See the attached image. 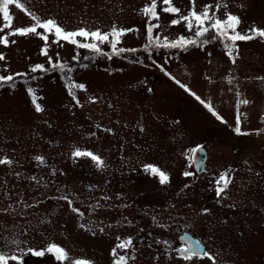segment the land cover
Here are the masks:
<instances>
[{
	"label": "rangeland",
	"instance_id": "1",
	"mask_svg": "<svg viewBox=\"0 0 264 264\" xmlns=\"http://www.w3.org/2000/svg\"><path fill=\"white\" fill-rule=\"evenodd\" d=\"M19 2L24 5L23 9L9 6L13 18L10 27L5 26L7 22L0 14V36H9L8 46L0 44V53L5 56V60L0 61L2 75L26 72L36 63L48 66L47 58L41 54L44 42L40 38L9 35L16 28L33 23L28 12L42 18H54L66 30L86 27L108 31L113 25L139 29V32L124 36L120 47L142 48L146 42L147 17L141 9L150 0ZM216 2L198 0L197 7ZM222 2L229 5L227 11L241 18L239 30L245 31L253 24L264 27V0ZM174 4L182 10L190 6L189 0H174ZM158 12L164 27L155 30V34L172 39L181 34L191 35L183 24L168 26L170 19L175 17L163 13L159 5ZM223 12L222 9L221 16ZM53 39L49 37V55L55 60V53L59 52L60 58L74 67L73 79L87 86V92L77 90V97L84 106H74L59 71L38 72L28 78L16 77L15 89L8 85L0 87V157L6 154L15 161L13 169L0 166V210L12 205L8 213L0 211V232L7 229L19 233L23 228L27 230L23 240L37 249L56 242L73 257L90 258L96 264L110 262V249L116 245V238H127L132 223H138L137 216L133 215L136 209L130 213L119 211L117 237L98 231L93 237L89 231L80 229L79 224L84 222L94 227V224L98 226L104 222L88 216L81 221L66 201L55 197L68 194L74 199V206L87 213L83 202L110 196V189L101 192L99 185L94 187L89 183L98 177L85 178L87 175L79 168V162L93 167L90 158H74L71 153L79 147L96 154L99 149L97 139L101 134L109 133L103 129L114 127L119 130L123 126V130L116 132H121L129 140L124 144L117 142L116 148L120 154H130L131 159L119 164L120 170H126L127 165L142 168L148 160L168 166L179 157L180 165H184L187 151L195 144L205 143L210 155L209 165L219 169L229 164L233 182L226 194H222L223 199L215 196L214 189L205 183L192 186L191 180L184 177L180 183L178 178L177 183L165 188H156L149 182L142 186L137 184L141 189L136 194L131 189H119V197L165 199L167 203L156 211L162 213V220L171 218L168 223L172 228H190L208 250L218 255V264H264V80L261 79L264 78V39L237 42L239 53L235 64L219 40L211 41L203 48L190 47L186 52L158 50L152 57L202 99L210 100L226 123L216 119L193 96L165 76L146 58V54L126 53L109 60L81 49V59L73 61L75 46L61 41L64 46L58 47L51 43ZM12 40L16 42L13 44ZM102 47L110 52V45ZM85 56L89 59H83ZM137 56L144 59L147 67L130 62ZM82 64L88 67L83 68ZM230 78L232 83H229ZM29 86L36 90L37 102L45 109L43 113L35 112L26 92ZM92 97L97 98L96 103L89 102ZM242 99L249 103L237 107ZM238 117L241 131L248 135L235 132ZM97 124L101 127L97 128ZM138 125L148 129L143 132ZM93 132L96 135H92ZM146 132L160 135L163 138L160 145H147ZM151 146L157 155L149 158L147 153ZM36 155H43L46 164L37 167ZM53 168L55 176L52 175ZM15 172L20 173L19 178ZM33 176L37 179H30ZM122 177L126 180L125 176ZM185 184L189 187L185 188ZM210 193L213 199L208 198ZM168 199L176 201L171 210L167 207L173 201ZM24 204L36 206L27 208ZM205 208L210 214H202ZM41 221L45 223L41 224ZM166 228H162L163 236H170L172 242H177L176 230L166 231ZM32 260L56 262L47 254L44 258H28L26 262ZM130 264H153L151 253L148 249L136 253L135 261ZM161 264H167V259ZM176 264L180 262L176 261ZM202 264H211V261L205 258Z\"/></svg>",
	"mask_w": 264,
	"mask_h": 264
},
{
	"label": "snow or ice",
	"instance_id": "2",
	"mask_svg": "<svg viewBox=\"0 0 264 264\" xmlns=\"http://www.w3.org/2000/svg\"><path fill=\"white\" fill-rule=\"evenodd\" d=\"M190 6L187 9L182 10L180 7L175 6L174 0H150V3L141 9L142 14L147 17L146 24V42L143 44L142 48H126L120 47L122 43V38L131 32H139V29L135 28H123L113 25L110 30L104 31L100 28L95 30L88 29L86 27H79L75 30H66L62 27L58 21L54 18H42L39 15H33L31 12L27 14L31 17L33 23L27 27H19L14 31H11L9 35L26 37L29 35L36 36L44 42V46L41 49V54L47 58V67L45 64L36 63L31 66L26 72H9L8 75L0 74V87L8 85L9 87L15 89V78L22 77L28 78L31 74L35 73H48L59 71L64 80V86L67 89L68 95L75 102L74 106L83 107L81 101L77 97V90L87 92V86L84 83H78L73 79V73L75 71L74 67L70 65L69 62L63 61L60 58L59 52L55 53L56 59H53L52 55H49V37L52 36L54 39L51 41L52 44L58 47H63L61 41L66 42L68 45L75 46L76 52L71 57L73 61H79L81 59L79 55V50H88L90 53L95 54V56L106 57L111 60L113 56H123L126 53H143L146 54V58L152 61V64L159 68L165 76L174 80L175 83L183 89L185 92L193 96L205 109L208 110L216 119L221 122L226 123L222 116L214 109L211 101H206L202 99L196 92L184 83H181L174 76L165 70L164 65L157 64L154 59H152L155 52L163 49H173L186 52L190 47L203 48L205 45L211 41L219 40L222 42L223 47L226 51L227 56L230 58L232 64L236 63L237 56L239 53V47L237 42H248L255 40L257 38L264 39V27L256 26L253 24L247 30H239L241 25V18L238 15L227 11L229 5L222 0H217L215 4H203L201 7H197L198 0H189ZM15 5L16 8L23 9L24 5L19 2V0H0V14L3 16V20L6 23V27H10L12 16L9 12V6ZM158 5L165 14H171L175 18L170 19V24L181 25L187 29L191 35L185 36L183 34L172 39L167 35L161 36L155 34V30L164 27L160 23V12H158ZM224 10L223 16L220 15L221 10ZM155 21V23H153ZM42 30V31H40ZM16 41L12 40L14 44ZM0 44L8 46L9 36H0ZM110 45V52L103 49V45ZM211 56V53H208ZM94 58V57H93ZM83 59H89L85 56ZM5 56L0 53V61H4ZM132 63H139L145 67L144 59L137 56L136 60L130 61ZM211 61H209L210 63ZM83 68H87V64L80 65ZM8 71L7 68L4 69ZM122 71V69H120ZM35 79V77H32ZM264 80V78H261ZM229 83H232V79H229ZM231 90V89H230ZM27 94L31 97V103L34 106L36 113H43L45 109L37 102L38 97L36 90L31 86L26 89ZM236 96L239 97L240 93L237 91ZM90 103H96L97 98H90ZM247 99H242L238 101L239 104H248ZM239 117L237 118V126L235 127V132L237 134L248 135L247 132H242L239 126ZM97 128L101 125L97 124ZM103 131L111 133L113 130L111 128H104ZM92 135H96L95 132ZM203 151V145H198L194 149H190L189 152L198 153ZM71 155L74 158L86 157L90 158L91 162L98 169L105 168V160L94 154L92 151L81 150L79 147H75ZM35 161L40 165H45L46 160L43 155H36L34 157ZM15 161L8 155L0 157V166H6L8 169H13ZM144 171L150 173L154 177H158L159 183L161 185H166L170 182V175L165 171H162L159 167L153 164H145ZM56 170L52 169V175L55 176ZM183 175L185 177H191L194 175L191 171H184ZM15 176L19 178L20 173L15 172ZM32 180H36L35 176L30 177ZM233 182L232 170L228 169L218 175L215 180V195L224 198L230 184ZM39 183V181H37ZM185 188L189 185L185 184ZM74 197V194H72ZM57 200L66 201L69 208L73 213H76L81 221H84L85 214L78 207L74 206V199L70 198V195L63 194L55 197ZM102 199L107 200L109 197L105 196ZM20 203H23L22 201ZM35 204H24V207L33 208ZM127 207V205H125ZM174 207V206H173ZM12 209V205L8 208L0 210L4 213H8ZM202 214H210V210L205 208L202 210ZM153 221H156V217H152ZM45 223L41 221V224ZM47 223H51L48 221ZM131 223L130 221L128 222ZM158 227L165 228L170 227V225H165L163 223H158ZM111 228L112 225H107ZM79 228L85 231H90L91 235L95 237L97 231L99 233L105 232V227H100L98 230L89 229L86 223L81 222ZM7 233V234H5ZM27 234V230L21 228L19 233H12L7 229L4 232H0V264H26V258L29 256L44 258L47 255L54 257L58 264H95V262L90 258L85 257H73L69 254V251L65 247L61 246L56 242H49L46 246L39 249L27 245L23 240V236ZM117 243L111 249V264H130L131 261L136 259V249L133 243L132 236L121 239L119 236L116 238ZM179 246L173 247L168 240H157V244L165 245V252L157 255L155 260L157 264H161L162 256L166 253L167 264H176L179 261L180 264H202L205 258L211 261V264H218V255L214 254L208 250L204 243L200 239H195L187 232L179 237Z\"/></svg>",
	"mask_w": 264,
	"mask_h": 264
},
{
	"label": "flooded vegetation",
	"instance_id": "3",
	"mask_svg": "<svg viewBox=\"0 0 264 264\" xmlns=\"http://www.w3.org/2000/svg\"><path fill=\"white\" fill-rule=\"evenodd\" d=\"M138 128L145 132L148 128L143 125H138ZM113 130L111 133H104L100 135V138L97 139L99 141V149H97L96 154L101 156L105 162L106 167L103 169H98L91 167L92 165H87L86 163L82 165V163L79 162V168L81 171L85 172L87 175L85 178H94L98 177V180L89 181L90 184H93L94 187L98 186V188L101 189V192H105L107 189H110V196L109 199L104 200L102 198L95 199L93 202H83L82 206L84 207V210H88L87 213L84 212L85 217H95L98 219V221H103L104 223H101V225L96 226L94 224V227H92L90 224H86L89 229L92 230H98L100 227H105V232L108 234V236H118V221H119V211L124 212L129 211V213L136 209V212L133 215L137 216V222L132 223V229L130 230L129 234H126V236H132L133 243L136 249V253L142 252V251H148L151 253V259L153 264H157V261L155 260V257L157 255H160L161 253L165 252V245L157 244V240H168L173 247L179 246V237L183 235L184 233H188L192 237H197L200 239L197 235L193 233V231L186 227L185 229L181 227H167L166 231L176 230L177 235V242H172V239L170 236L167 238L164 237L162 234V228L158 227V223H163L165 225H169L168 221L171 218H166L164 220L161 216V212L158 213L156 211L162 209L167 203V201L164 199V201H158L157 199H148L146 197H134V196H128V197H119V189H131L133 193H137L143 184H147V182L150 183V185L155 186L156 188H165V187H171L173 183H177V179L179 178V183L181 182V178L184 177L187 180H191L192 186L195 183H205L208 187H212L214 189V195H215V180L218 178V175L226 170L229 169V164H225L219 169H214L211 165H209L210 155L208 146L205 143L195 144L191 149L196 148L198 145H203V151H200L198 153L189 152L187 151L185 155V164H181V158L172 160L171 163L168 164V166L162 164L159 161H151L148 160V163L146 164H153L157 167H159L162 171H165L170 175V182L166 185H161L159 183L158 177L152 176L150 173L144 171V166L142 168L130 166L127 165V169L122 171L119 169V164H123L125 162H129L131 159L130 154H120L118 152V149L116 148L117 142L121 141L122 144H124V141L127 142L129 139L126 138L124 134L121 132H116L119 130H123L124 127L122 126L119 130L118 128L111 127ZM142 132V133H143ZM146 134L147 138L145 140L149 141L147 145H160V142L163 140V138H160V135L156 133H144ZM124 137V138H123ZM148 150L149 158L153 155H157L153 149ZM104 147H106L104 149ZM115 147V148H113ZM160 147V146H159ZM124 151V150H123ZM179 163V164H178ZM37 167H41L40 164H37ZM184 171H191L194 173L191 177H185L183 175ZM122 172L124 174H122ZM178 174H177V173ZM63 175H65V171L62 172ZM125 176L126 180L122 177ZM190 178V179H189ZM97 188V189H98ZM137 188V189H135ZM134 189V190H133ZM132 193V194H133ZM211 195V193H210ZM208 195V198L213 199V194L210 196ZM216 196V195H215ZM171 200V199H168ZM218 203L221 202V199H217ZM173 201L170 205V207H167L169 210H171L172 205H175L176 201ZM127 205V207H125ZM76 207V206H75ZM227 207H230L228 205ZM123 214V213H121ZM156 217V221L154 222L152 217ZM135 219V218H134ZM107 225H112L111 228H108ZM161 231V232H160ZM178 231V234H177ZM90 232V231H89ZM109 232V233H107ZM196 238V239H197ZM201 240V239H200ZM202 241V240H201ZM118 241H115V244ZM203 242V241H202ZM204 243V242H203ZM205 247L206 244L204 243ZM113 246L111 247V249ZM207 248V247H206ZM110 249V253H111ZM111 256V255H110ZM38 259L37 257L29 256L26 259ZM167 259L166 253L162 256V261ZM49 261H30L26 262V264H58V262H49ZM96 264V263H95ZM99 264V263H98ZM107 264H111L110 262Z\"/></svg>",
	"mask_w": 264,
	"mask_h": 264
}]
</instances>
